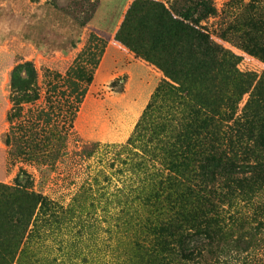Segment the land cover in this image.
<instances>
[{
  "label": "trees",
  "instance_id": "1",
  "mask_svg": "<svg viewBox=\"0 0 264 264\" xmlns=\"http://www.w3.org/2000/svg\"><path fill=\"white\" fill-rule=\"evenodd\" d=\"M83 1L92 6L90 13L96 10L95 1L82 0L80 5ZM141 2L149 4V9L127 32L125 22L116 40L160 69L169 81L159 86L133 136L132 144L139 151L127 145L114 150L110 158L109 168L121 173L122 166L129 165L136 176L130 177L128 185L116 187L112 186L114 172L99 169L65 209L33 189L28 171H21L12 185L0 183V264H35L40 260L43 239L50 236L49 228L67 220L81 226L84 222L99 225L100 219L106 222L107 231L116 233L119 241L129 242L131 264H182L172 261L166 247L168 237L180 240L182 255L208 239L201 228H189L185 235L180 216H175L176 225L172 224L173 218L168 216L172 206L167 202L170 193L165 190L169 179L156 176L161 172L149 168L146 156L180 176L193 172L189 165L215 174L224 156L221 140L228 136L221 132V138L217 130L215 109L222 110L250 93L248 105H253V115L263 114L264 74L242 71V55L236 48L264 61V0H228L222 10L215 0H185L184 11H175L178 18L161 1ZM211 18L217 19L213 31L208 26ZM91 38L96 44L100 42V38ZM130 38H135L136 45L128 43ZM105 48L104 44L100 49L91 45L65 74L47 69L46 106L29 117L25 106L36 103L42 95L37 69L28 61L16 65L11 72L12 108L8 112L12 127L5 142H15L30 160L46 157L55 162ZM197 143L201 145L195 147ZM198 158L205 163L191 164ZM249 167L255 165L222 167L223 184H235L232 173Z\"/></svg>",
  "mask_w": 264,
  "mask_h": 264
},
{
  "label": "rangeland",
  "instance_id": "2",
  "mask_svg": "<svg viewBox=\"0 0 264 264\" xmlns=\"http://www.w3.org/2000/svg\"><path fill=\"white\" fill-rule=\"evenodd\" d=\"M92 1L96 5L93 13L88 2L80 5L82 0H0V183L12 185L21 171H28L33 189L63 209L99 169L114 172L112 186L116 187L128 185L130 177L136 176L129 165L122 166L121 173L109 168L110 158L114 150L127 145L139 151L132 144L133 136L159 86L169 81L160 69L119 41L113 43L121 48L105 58L110 41L116 39L123 24L126 22L125 32L137 26L149 4L143 5L141 0ZM150 1L163 2L175 18V11H184L185 0ZM226 1L215 0L217 8L222 10ZM216 22V18L209 20L210 31ZM92 36L100 42L96 44ZM127 41L136 45L135 38ZM103 44L105 52L59 158L54 163L46 157L30 160L31 156L22 154L15 142L7 144L6 135L12 127L8 120L12 108L11 72L15 66L28 61L37 69L42 95L36 103L25 106L29 117L46 106L47 69L65 74L88 47L99 45L100 49ZM236 50L242 55V71L264 74L263 60ZM250 98L248 93L241 101L215 109L221 138V132L228 134V141L221 140L225 143L221 146L224 156L215 174L189 165L193 172L180 176L146 156L149 168L161 172L156 176L169 179L165 190L170 193L167 202L172 206L168 214L172 224L176 225L175 216H180L185 235L189 228H201L204 238H208L201 247L182 255L180 240L168 237L166 247L173 262L264 264V111L255 117L253 105H248ZM196 160L191 164L205 163L201 158ZM233 163L255 167L232 173L235 184L224 185L221 168ZM98 210L102 218V210ZM83 224L67 220L49 228L50 236L43 239L40 260L35 264H131L129 242L119 241L116 233L107 231L106 222L100 219L99 225Z\"/></svg>",
  "mask_w": 264,
  "mask_h": 264
},
{
  "label": "crops",
  "instance_id": "3",
  "mask_svg": "<svg viewBox=\"0 0 264 264\" xmlns=\"http://www.w3.org/2000/svg\"><path fill=\"white\" fill-rule=\"evenodd\" d=\"M113 42H115L116 44H120L116 39L111 40L110 44H109V46L107 48V51L105 52V58L109 57V55L111 56V52H114L115 50H117L116 48H119V49L121 48L120 47L121 45L118 46V45H116Z\"/></svg>",
  "mask_w": 264,
  "mask_h": 264
}]
</instances>
